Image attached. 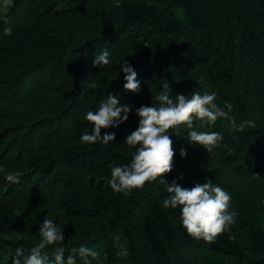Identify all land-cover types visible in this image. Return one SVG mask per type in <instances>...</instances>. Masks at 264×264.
I'll list each match as a JSON object with an SVG mask.
<instances>
[{"label":"trees","instance_id":"16d2710c","mask_svg":"<svg viewBox=\"0 0 264 264\" xmlns=\"http://www.w3.org/2000/svg\"><path fill=\"white\" fill-rule=\"evenodd\" d=\"M0 264H13L52 220L65 240L88 247L76 264H264V0H0ZM109 51V64L93 57ZM127 60L141 90H126ZM170 95L215 93L228 117L193 119L169 130L170 173L128 195L109 184V165L131 162L125 144L136 109ZM114 93L129 119L107 144L81 142L84 119ZM248 122H251L249 124ZM223 137L209 153L189 131ZM187 152L180 155L181 149ZM8 174L17 176L9 182ZM226 190L235 211L230 230L212 242L188 235L179 208L165 209L167 185L205 179Z\"/></svg>","mask_w":264,"mask_h":264},{"label":"clouds","instance_id":"9594fccd","mask_svg":"<svg viewBox=\"0 0 264 264\" xmlns=\"http://www.w3.org/2000/svg\"><path fill=\"white\" fill-rule=\"evenodd\" d=\"M109 51L103 49L101 53L93 57V66L102 67L109 64ZM120 71L125 74L126 90L139 93L140 81L133 67L124 60L120 64ZM158 104L142 105L136 109L139 117L138 127L127 135L125 144L135 148L131 162L124 165H109L111 178L109 184L114 192L128 195L134 189L142 188L145 183L155 181L158 177L173 170L174 165V142L169 130L180 125L193 128V119H207L214 123L218 118L228 117L215 103V93L201 95L195 91L189 96L176 94L175 99L170 95V85L164 84L163 91L155 97ZM132 107L129 105L119 106V100L114 93H108L106 98L100 100L96 110L86 112L84 119L92 125L91 132L85 130L81 136V142L86 145L97 143L107 144L115 140V133L101 136L102 128L119 127L121 123L129 119ZM251 124V122H248ZM188 139L192 143L202 145L209 153L220 140L223 139L218 132H188ZM180 155L187 156L185 149H181ZM9 182L17 181V176L8 174ZM167 185L168 196L163 201L165 209L179 208L180 219L188 235L194 239H203L212 242L216 237L230 230L235 223L236 212L229 211L230 195L211 179H205L203 183H197L194 187L181 186L177 181L171 183L164 180ZM41 239L30 251L25 254L24 250L17 249L13 264H76L74 254L87 261L89 256L96 258L97 253L92 249L81 246L72 249V255L64 257V248L57 247L49 254L44 250L58 242L65 240V234L49 219H45L39 227Z\"/></svg>","mask_w":264,"mask_h":264},{"label":"rangeland","instance_id":"374dc122","mask_svg":"<svg viewBox=\"0 0 264 264\" xmlns=\"http://www.w3.org/2000/svg\"><path fill=\"white\" fill-rule=\"evenodd\" d=\"M1 12H2V13H4V12H5V10H4V9H2V10L0 11V13H1Z\"/></svg>","mask_w":264,"mask_h":264}]
</instances>
